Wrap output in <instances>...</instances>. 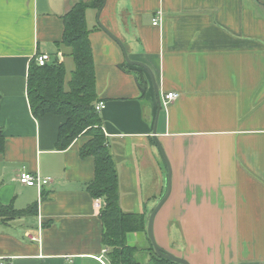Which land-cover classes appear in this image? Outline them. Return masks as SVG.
I'll return each mask as SVG.
<instances>
[{"label": "crops", "instance_id": "obj_1", "mask_svg": "<svg viewBox=\"0 0 264 264\" xmlns=\"http://www.w3.org/2000/svg\"><path fill=\"white\" fill-rule=\"evenodd\" d=\"M77 1L0 0V204L37 203L0 216L2 264H109L85 188L94 158L79 153L88 136L58 149L64 117L33 115L27 98L29 64L42 53L63 64L69 90L75 61L62 17ZM98 12L88 7L85 19L120 209L147 218L169 168L156 243L189 264H264V0H105ZM169 92L178 97L164 104ZM22 171L51 181L39 191L19 183ZM125 240L150 259L146 232Z\"/></svg>", "mask_w": 264, "mask_h": 264}, {"label": "trees", "instance_id": "obj_2", "mask_svg": "<svg viewBox=\"0 0 264 264\" xmlns=\"http://www.w3.org/2000/svg\"><path fill=\"white\" fill-rule=\"evenodd\" d=\"M102 4L103 0H78L62 17L64 30L61 42L71 47L75 61L69 90L65 91L63 87L62 63L51 61L39 66L33 59L28 68L27 98L33 115L50 113L64 117L57 135L58 149H65L80 135L88 136L79 153L81 157L94 158V176L85 188L93 198L102 201L99 218L103 227L102 243L109 248V264H143L137 259V247L127 245L125 236L129 232H146L145 214L124 212L119 207L117 171L102 129L101 117L95 110L98 100L85 10L88 7L99 9ZM137 82L144 91V79L137 76ZM4 142L0 128V152L3 151ZM36 206L37 203H33L24 211H16L11 205L0 204V216L12 219L20 214H31ZM151 249L154 251L152 244ZM156 257L151 258V264H179L157 254Z\"/></svg>", "mask_w": 264, "mask_h": 264}, {"label": "water", "instance_id": "obj_3", "mask_svg": "<svg viewBox=\"0 0 264 264\" xmlns=\"http://www.w3.org/2000/svg\"><path fill=\"white\" fill-rule=\"evenodd\" d=\"M104 1L105 0H103V4H104ZM103 4L99 8L98 14L100 13L101 8L103 7ZM98 23H99V20H98ZM99 25L121 47V50H122V53L124 55L125 61L128 64H130V65H136V66H140V67L144 68L149 73V75H150V77L152 79V82L155 85V80H154L153 74L151 73L150 69L145 64H143L141 62L133 61V60L129 59L123 42L118 37H116L113 33H111L109 30L104 28L101 24H99ZM156 94L157 95L159 94L157 89H156ZM160 107H161V104H160V102H158V112L160 110ZM158 112H157V116H158ZM157 116L155 118V124H156V121H157ZM155 132H156V129H155V125H154L153 133H155ZM154 139H155V137H154ZM169 192H170V175H169V168H168V177H167V184H166L165 192H164L162 197L159 199L157 204L154 206V208L151 210V212L149 213V215L146 218V233H147V237H148V239L150 240V242L152 244L154 252L159 257L167 259V260H170V261H173V262H176V263H179V264H189V262L185 258L177 256V255H175V254H173V253H171L169 251L164 250L155 241V237H154V233H153V220H154V217H155L157 211L160 209L162 204L167 199V197L169 195Z\"/></svg>", "mask_w": 264, "mask_h": 264}, {"label": "built area", "instance_id": "obj_4", "mask_svg": "<svg viewBox=\"0 0 264 264\" xmlns=\"http://www.w3.org/2000/svg\"><path fill=\"white\" fill-rule=\"evenodd\" d=\"M158 23H159V18L155 17L152 20V24L158 25ZM35 60L39 66H43L49 60V54H47V53L39 54L35 57ZM177 97H178V94L176 92L166 93L164 96V99H163L164 104L167 102H170L171 100L176 99ZM104 107H105L104 102L99 101L95 105V110L97 112H100ZM18 181H19V183L26 185V186H29V187H36L40 191L44 185L48 184L51 181V178L50 177H42L37 173L22 171L18 174ZM94 205L97 209H100L102 206L101 199L95 198ZM0 264H2V263L0 262Z\"/></svg>", "mask_w": 264, "mask_h": 264}, {"label": "rangeland", "instance_id": "obj_5", "mask_svg": "<svg viewBox=\"0 0 264 264\" xmlns=\"http://www.w3.org/2000/svg\"><path fill=\"white\" fill-rule=\"evenodd\" d=\"M67 77H70V73H68V75H67ZM150 247H151V245H150ZM150 247H149V251H150V259L149 260H147L145 263H144V256H145V254H144V252H139V253H137L136 254V256H137V259L142 263L143 262V264H151V262H150V260H151V258L154 256V257H156V254L154 253V251L151 249L150 250ZM156 258H158V257H156ZM147 259V258H146Z\"/></svg>", "mask_w": 264, "mask_h": 264}]
</instances>
